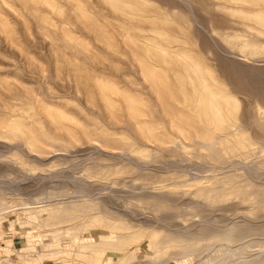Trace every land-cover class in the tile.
I'll use <instances>...</instances> for the list:
<instances>
[{"label": "rangeland", "instance_id": "374dc122", "mask_svg": "<svg viewBox=\"0 0 264 264\" xmlns=\"http://www.w3.org/2000/svg\"><path fill=\"white\" fill-rule=\"evenodd\" d=\"M182 1L0 0V264L264 250V0Z\"/></svg>", "mask_w": 264, "mask_h": 264}, {"label": "bare ground", "instance_id": "6f19581e", "mask_svg": "<svg viewBox=\"0 0 264 264\" xmlns=\"http://www.w3.org/2000/svg\"><path fill=\"white\" fill-rule=\"evenodd\" d=\"M182 1V0H181ZM187 1V0H186ZM233 1H235V0H233ZM237 1V0H236ZM239 1H241V0H239ZM183 2V1H182ZM260 2H261V0H260ZM183 3H186V2H183ZM189 4V3H188ZM211 6V5H210ZM216 6V5H215ZM233 8H234V6H233ZM255 12V11H254ZM257 12V11H256ZM241 13H242V11H241ZM259 13V12H258ZM260 14V13H259ZM259 14H257L256 16H258ZM264 14V13H263ZM251 15V14H250ZM262 16H264V15H262ZM261 16V17H262ZM252 18V17H251ZM250 18V19H251ZM257 18V17H256ZM264 18V17H263ZM262 18V19H263ZM257 21H258V19H257ZM261 21H264V20H261ZM262 23V22H261ZM259 33V32H258ZM257 34V33H256ZM225 35V34H224ZM228 35L229 36H233V34L232 33H228ZM214 36V35H213ZM216 38V37H215ZM163 51H165V50H163ZM186 52V51H185ZM154 53V52H153ZM174 53V52H173ZM180 53V52H179ZM182 53L184 54V51H182ZM160 54H161V52H160ZM165 54V53H164ZM167 54V53H166ZM177 54V53H176ZM186 54V53H185ZM156 55V54H155ZM169 55V54H168ZM178 55H180V54H178ZM182 55V54H181ZM188 55V54H187ZM159 56V55H158ZM192 56V55H191ZM190 56V57H191ZM231 56L233 57V58H238V56H236V54H234V53H232L231 54ZM157 57V56H156ZM165 57V56H164ZM177 57V56H176ZM184 57V56H183ZM240 57V56H239ZM168 58H170L169 56H168ZM182 58V57H181ZM185 58V57H184ZM183 58V59H184ZM187 58V57H186ZM193 59H194V57H192ZM244 58V57H243ZM160 59V58H159ZM167 59V58H166ZM199 59V58H198ZM240 59V61H241V58H239ZM162 60H164V59H162ZM161 60V62H163ZM168 61L166 62L165 61V63H168L169 61H170V59H167ZM234 60V59H233ZM243 60V59H242ZM245 60H247V59H245ZM178 61V60H177ZM185 61V60H184ZM190 61H191V59H190ZM189 61V62H190ZM194 61H196V60H194ZM237 61V60H236ZM239 61V60H238ZM251 61V60H250ZM256 61H258V60H256ZM160 62V63H161ZM185 62H187V61H185ZM198 62V61H197ZM245 62V61H244ZM248 62V61H247ZM164 63V62H163ZM164 63V64H165ZM194 63H196V62H194ZM251 63V62H250ZM252 63H254V62H252ZM163 64V65H164ZM174 64H175V62H174ZM182 64V63H181ZM198 64V63H197ZM262 64V63H261ZM158 65H160V64H158ZM180 65V63L178 64V66ZM183 65V64H182ZM192 65H195V64H193L192 63ZM203 65V64H202ZM247 65V64H246ZM259 65V64H258ZM155 66H157V65H155ZM170 66V65H169ZM173 66V65H172ZM181 66V65H180ZM191 66V65H190ZM196 66V65H195ZM198 66V65H197ZM204 66V65H203ZM206 66V65H205ZM261 66V65H260ZM162 67V66H161ZM176 67V66H175ZM182 67V66H181ZM188 67H189V64H188ZM188 67H186V68H188ZM208 67V66H207ZM163 68V67H162ZM165 68V67H164ZM196 68V67H195ZM210 68V67H209ZM179 69V68H178ZM177 69V70H178ZM181 69V68H180ZM194 69V68H193ZM175 70V69H174ZM196 70V69H195ZM212 70V69H211ZM162 71V70H161ZM166 71V70H165ZM165 71H164V73H165ZM182 71V70H181ZM163 72V71H162ZM162 72H160V73H162ZM168 72V71H167ZM166 72V73H167ZM170 72V71H169ZM179 72V71H178ZM183 72H185V71H183ZM201 72V71H200ZM171 74V73H170ZM176 73L174 72V75H175ZM180 74V73H179ZM173 75V76H174ZM182 75V74H181ZM198 75V74H197ZM171 76V75H170ZM172 76V77H173ZM202 76V75H201ZM210 76H211V74H210ZM171 77V78H172ZM167 78V77H166ZM170 78V77H169ZM188 78V77H187ZM193 79H194V77H192ZM175 79V78H174ZM182 79V78H181ZM196 79V78H195ZM199 80H200V78H198ZM205 79V78H204ZM170 80V79H169ZM172 80V79H171ZM176 80V79H175ZM174 80V81H175ZM166 81H167V79H166ZM194 81V80H193ZM213 81H214V79H213ZM168 82H170V81H168ZM186 82H187V80H186ZM202 82V81H201ZM212 82V81H211ZM215 82V81H214ZM175 83V82H174ZM196 83H197V81H196ZM203 83V82H202ZM220 83V82H219ZM169 84V83H168ZM177 84V83H176ZM195 84V83H194ZM218 84V83H217ZM221 84V83H220ZM172 85H173V81H172ZM171 85V86H172ZM191 85H193V83L191 84ZM222 85V84H221ZM199 86V85H198ZM204 85H202V87H203ZM205 86H206V84H205ZM204 86V87H205ZM217 86V85H216ZM199 88H200V86H199ZM218 88V87H217ZM178 89V88H177ZM180 90H181V88H179ZM201 89V88H200ZM205 88H203V90H204ZM220 89V88H219ZM179 90V91H180ZM188 90V89H187ZM196 90V89H195ZM207 90V89H206ZM211 90V89H210ZM189 91V90H188ZM198 91V90H197ZM218 91V90H217ZM222 91V90H221ZM220 91V93H222L223 94V92H221ZM224 91V90H223ZM203 92V91H202ZM209 92H211V91H209ZM198 93V92H197ZM181 94V93H180ZM225 94V93H224ZM185 95V94H184ZM198 95H200L199 93H198ZM211 95H212V93H211ZM210 95V93L209 94H205V95H203V96H201V97H199V99H202V101L203 102H205V105L209 108V109H213L214 110V112H215V114H214V116H216V117H220V118H222L221 117V112L220 111H226V112H222V114H223V116H224V118L225 119H227L228 120V118L229 117H231V113L229 112V110L228 109H226L225 107H224V102L226 101V100H224V98L223 99H219L220 101H218L217 100V98L215 99V98H213V96L214 97H216L215 95H213V96H211ZM226 95V94H225ZM225 95L223 96V97H225ZM192 96V95H191ZM227 96V95H226ZM226 98V97H225ZM184 99V98H183ZM189 100H190V97H189ZM229 101V100H228ZM231 103V102H230ZM233 103V102H232ZM236 103V102H235ZM201 104V103H200ZM193 105V104H192ZM203 105V104H202ZM227 105H228V103H227ZM195 104H194V108H195ZM200 106V105H199ZM198 106V107H199ZM230 106V105H229ZM235 106V105H234ZM202 107V106H201ZM236 107V106H235ZM203 108V107H202ZM231 108V107H230ZM191 110V109H190ZM192 110H193V108H192ZM194 111H196L195 109H194ZM193 111V112H194ZM199 111H200V109H199ZM202 112V111H201ZM212 113V112H211ZM61 114V113H60ZM196 114H197V112H196ZM199 114V113H198ZM204 114V112L202 113V115ZM210 114V113H209ZM201 115V114H200ZM201 115V116H202ZM206 116H207V114H205ZM204 115V116H205ZM209 117V116H208ZM194 118V117H193ZM202 118H204V117H202ZM212 118V117H211ZM68 119V118H67ZM209 119V118H208ZM205 120V119H204ZM209 121V120H208ZM215 124H216V122H215ZM221 127L220 128H223L224 129V131H225V133H226V135H228V141L230 142V143H233V140L236 138V136L237 137H241V136H243V134H241L242 132L241 131H237V132H235V131H232L231 129H230V126H231V123L229 122H222L221 124ZM213 126V125H212ZM217 128V127H216ZM22 129V128H21ZM188 130H190V129H188ZM214 131V130H213ZM27 132V131H26ZM219 133V132H218ZM209 134H212V133H209ZM215 134V133H214ZM220 134V133H219ZM222 134H223V132H222ZM31 139V138H30ZM211 140V139H210ZM212 141H214L213 139H212ZM31 142V144H33V145H36V143L37 142H35L34 140H31L30 141ZM230 145V144H229ZM233 145V144H232ZM247 146H249L248 144H246ZM231 146V145H230ZM55 147V146H54ZM57 147V146H56ZM250 148V147H249ZM217 164V163H216ZM217 167V166H216ZM218 168V167H217ZM214 177V176H213ZM159 188V187H158ZM199 188V187H198ZM253 232V231H252ZM1 233V232H0ZM10 234V235H9ZM14 234L11 232V233H8L7 234V237H11V236H13ZM152 238V237H151ZM242 244V243H241ZM233 245V244H232ZM239 246V245H238ZM238 249V248H237ZM243 249V248H242ZM239 250V249H238ZM231 251V250H230ZM243 251H245V250H243ZM242 250H241V252H243ZM261 251V250H260ZM236 252V251H235ZM259 252V251H258ZM257 253V252H256ZM227 254V253H226ZM232 254V253H231ZM255 254V253H254ZM133 255V254H132ZM135 255V254H134ZM229 255H230V253H229ZM247 254L245 253V255L244 254H237V253H235V254H233L230 258H232V259H229V258H227V259H225L224 258V260L222 261V260H220V262L218 263V264H264V250L263 251H261L258 255H253V256H248V257H243V256H246ZM250 255V254H249ZM223 256V255H222ZM255 256V257H254ZM242 257V259H243V261L242 260H240V258ZM253 257V258H252ZM246 258H248L247 260H244V259H246ZM251 260H250V259ZM219 259V258H218ZM238 261L239 262H241V263H238ZM217 264V263H216Z\"/></svg>", "mask_w": 264, "mask_h": 264}]
</instances>
